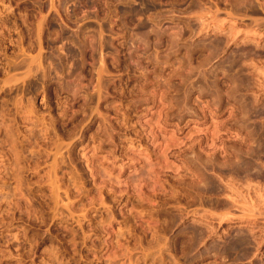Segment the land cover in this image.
Returning <instances> with one entry per match:
<instances>
[{
  "label": "rangeland",
  "instance_id": "374dc122",
  "mask_svg": "<svg viewBox=\"0 0 264 264\" xmlns=\"http://www.w3.org/2000/svg\"><path fill=\"white\" fill-rule=\"evenodd\" d=\"M0 264H264V0H0Z\"/></svg>",
  "mask_w": 264,
  "mask_h": 264
}]
</instances>
